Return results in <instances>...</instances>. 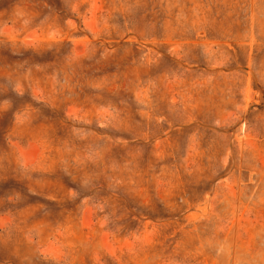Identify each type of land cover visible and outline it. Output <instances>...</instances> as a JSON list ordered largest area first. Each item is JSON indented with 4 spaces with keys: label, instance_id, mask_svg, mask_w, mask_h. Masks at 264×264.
Masks as SVG:
<instances>
[{
    "label": "clouds",
    "instance_id": "obj_1",
    "mask_svg": "<svg viewBox=\"0 0 264 264\" xmlns=\"http://www.w3.org/2000/svg\"><path fill=\"white\" fill-rule=\"evenodd\" d=\"M0 264H264V0H0Z\"/></svg>",
    "mask_w": 264,
    "mask_h": 264
}]
</instances>
